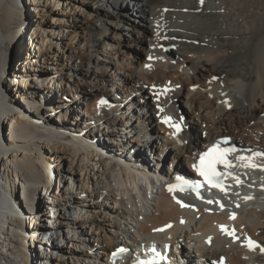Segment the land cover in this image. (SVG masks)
Instances as JSON below:
<instances>
[{"label": "bare ground", "instance_id": "1", "mask_svg": "<svg viewBox=\"0 0 264 264\" xmlns=\"http://www.w3.org/2000/svg\"><path fill=\"white\" fill-rule=\"evenodd\" d=\"M4 95L68 133L7 116ZM221 139L220 204L170 189ZM120 246L116 264H264V0H0V264Z\"/></svg>", "mask_w": 264, "mask_h": 264}, {"label": "rangeland", "instance_id": "2", "mask_svg": "<svg viewBox=\"0 0 264 264\" xmlns=\"http://www.w3.org/2000/svg\"><path fill=\"white\" fill-rule=\"evenodd\" d=\"M173 46L172 45H168L165 49V51L168 53V54H172V50H173ZM117 85H119V83H117ZM108 86V85H107ZM89 90V89H88ZM138 92H135V95L137 94ZM3 99H4V102L2 104V108L3 109V112L6 113L7 111V116H11V114H21L22 115V119L26 120L27 122L29 123H39V124H46L47 126H50L48 129V131L50 130H54L57 134H67L68 133V129H65V130H62V129H58L54 124L53 122H50L46 119H41L40 118V114H39V111L37 108L29 105L28 107H26V109H21V106L16 103L15 101L11 100L9 96L7 95H4L2 96ZM82 99V95H79V98L76 99V100H81ZM9 102V103H8ZM6 105V106H5ZM100 107H103L104 109V112H108L109 109L108 107L104 106L103 104L100 105ZM137 108V107H136ZM73 134H76L78 135V132H74L73 131ZM85 143V142H84ZM230 143V142H229ZM90 147L93 149V148H96V146H94V144L90 145ZM128 164V163H127ZM126 163L123 165L124 167H126L128 170L130 171H136V168H134L132 165H127ZM45 218H47L48 216H44ZM41 222H46L45 220H42ZM35 244H38L37 242Z\"/></svg>", "mask_w": 264, "mask_h": 264}, {"label": "snow or ice", "instance_id": "3", "mask_svg": "<svg viewBox=\"0 0 264 264\" xmlns=\"http://www.w3.org/2000/svg\"><path fill=\"white\" fill-rule=\"evenodd\" d=\"M106 103V101H104L103 99H101L100 101H98L97 106L99 107L100 105ZM170 118L169 117H165L164 120L165 122H167ZM178 127V126H177ZM228 150H225V152H220L217 149L213 148V149H209L208 152L202 153L200 155V162L199 165H193L194 168H197V171L199 172V174L203 177H205V179L208 181L209 184H213L216 187H221V190H223L222 186L220 185V183L216 180V178L221 175V173H218L216 170V164L218 163H223L225 162L224 157H225V153ZM243 159V158H242ZM178 180H181L183 178L181 177H177ZM185 183H188L187 181H185ZM199 185H197L198 187ZM172 186H170L171 189ZM209 203H212V201H209ZM221 207H223V205H221ZM222 230L227 231L226 226L221 225L220 226ZM234 234L233 232L229 233ZM255 242L249 240L248 244L249 247H252L254 245ZM118 251H123V249H120ZM113 255H116V253H113ZM140 264H147V262H140Z\"/></svg>", "mask_w": 264, "mask_h": 264}]
</instances>
